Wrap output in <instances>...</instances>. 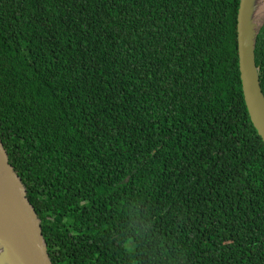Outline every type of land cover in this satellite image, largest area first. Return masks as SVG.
<instances>
[{"label": "trees", "instance_id": "trees-1", "mask_svg": "<svg viewBox=\"0 0 264 264\" xmlns=\"http://www.w3.org/2000/svg\"><path fill=\"white\" fill-rule=\"evenodd\" d=\"M240 2L0 0V135L54 264H264ZM256 63L264 92V27Z\"/></svg>", "mask_w": 264, "mask_h": 264}, {"label": "water", "instance_id": "water-1", "mask_svg": "<svg viewBox=\"0 0 264 264\" xmlns=\"http://www.w3.org/2000/svg\"><path fill=\"white\" fill-rule=\"evenodd\" d=\"M262 0H241L238 12V52L243 93L251 120L264 140V92L256 46L264 27ZM0 264H54L42 222L28 190L10 162L0 135Z\"/></svg>", "mask_w": 264, "mask_h": 264}, {"label": "bare ground", "instance_id": "bare-ground-1", "mask_svg": "<svg viewBox=\"0 0 264 264\" xmlns=\"http://www.w3.org/2000/svg\"><path fill=\"white\" fill-rule=\"evenodd\" d=\"M260 12H264V0L261 1Z\"/></svg>", "mask_w": 264, "mask_h": 264}]
</instances>
